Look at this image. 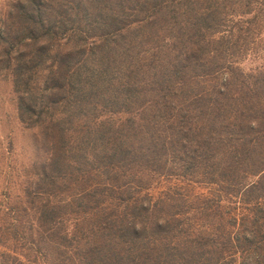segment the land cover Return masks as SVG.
<instances>
[{"label":"trees","instance_id":"16d2710c","mask_svg":"<svg viewBox=\"0 0 264 264\" xmlns=\"http://www.w3.org/2000/svg\"><path fill=\"white\" fill-rule=\"evenodd\" d=\"M0 73L45 156L0 264H264V0H4Z\"/></svg>","mask_w":264,"mask_h":264},{"label":"rangeland","instance_id":"374dc122","mask_svg":"<svg viewBox=\"0 0 264 264\" xmlns=\"http://www.w3.org/2000/svg\"><path fill=\"white\" fill-rule=\"evenodd\" d=\"M3 7L4 0H0V15ZM255 64L247 59L241 67L248 70ZM44 159L36 131L18 120L10 79L0 73V208L20 206L23 188L33 185L35 169Z\"/></svg>","mask_w":264,"mask_h":264}]
</instances>
